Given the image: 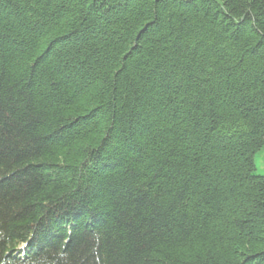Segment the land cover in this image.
I'll return each instance as SVG.
<instances>
[{"label": "trees", "instance_id": "1", "mask_svg": "<svg viewBox=\"0 0 264 264\" xmlns=\"http://www.w3.org/2000/svg\"><path fill=\"white\" fill-rule=\"evenodd\" d=\"M264 0H0V264H264Z\"/></svg>", "mask_w": 264, "mask_h": 264}, {"label": "rangeland", "instance_id": "2", "mask_svg": "<svg viewBox=\"0 0 264 264\" xmlns=\"http://www.w3.org/2000/svg\"><path fill=\"white\" fill-rule=\"evenodd\" d=\"M256 170L255 172L260 175H264V149L259 151L255 157Z\"/></svg>", "mask_w": 264, "mask_h": 264}]
</instances>
